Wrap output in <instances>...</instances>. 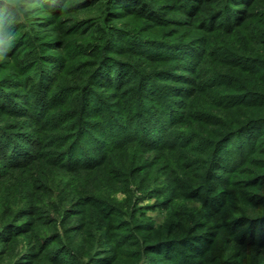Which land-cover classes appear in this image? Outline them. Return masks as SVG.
Segmentation results:
<instances>
[{
    "label": "trees",
    "instance_id": "1",
    "mask_svg": "<svg viewBox=\"0 0 264 264\" xmlns=\"http://www.w3.org/2000/svg\"><path fill=\"white\" fill-rule=\"evenodd\" d=\"M108 4L128 14L141 11L154 24L164 19L163 11L146 2L142 9V2ZM175 4L178 17L171 22L186 24L202 37L171 40L115 26L104 29L85 20L73 23L70 34L60 22L63 1L50 0L45 5L58 18H41L38 29L45 36L36 40L31 34L26 38L27 31L17 34L21 13L0 0V42L14 43L9 50H16L29 70L21 91L0 86V106L11 116L31 120L26 127L14 122V128H27L16 132L0 125V178L12 172L24 176L19 195L0 197V248L6 247L7 254L19 239L25 240L10 264H38L43 256L50 257V264H150L155 252L179 244L189 250L181 257L183 264H203L201 256L215 242L239 258L228 264H238L246 248L264 249V157H252L264 135V85L245 86L235 73L255 68L264 77V58L228 43L252 29L249 36L264 47V26L253 25L264 20V0ZM105 30L102 42L89 41ZM75 34L88 41H71ZM11 37L15 41L9 44ZM122 40L129 43L126 48L119 45ZM67 46H74L73 54ZM42 48L48 51L39 54ZM122 49L156 65L122 59ZM79 52L91 58L92 68L81 83L71 85L60 76ZM40 59L45 65L36 68L33 62ZM61 105L67 107L57 111ZM135 146L141 155L132 152ZM121 151L127 152L130 165L139 166L129 176L124 163H114ZM163 151L172 155L163 156ZM248 162H255L256 170L244 171ZM153 164L179 168L172 169L168 183L161 178L148 188L136 186L129 208L79 186L70 187L57 203L46 204L38 196L54 191L51 179L36 177V168L43 166L67 173V185L73 175L102 173L112 182L111 190L129 192L138 184V174ZM152 198L155 202L142 205ZM182 202H199L200 208L192 214L178 208ZM139 207L166 211L164 221L139 213ZM44 222L51 232L41 229ZM232 249L238 251L233 255Z\"/></svg>",
    "mask_w": 264,
    "mask_h": 264
},
{
    "label": "rangeland",
    "instance_id": "2",
    "mask_svg": "<svg viewBox=\"0 0 264 264\" xmlns=\"http://www.w3.org/2000/svg\"><path fill=\"white\" fill-rule=\"evenodd\" d=\"M9 1V6L13 9H18L21 13L20 15V21L16 20L17 25L19 27L17 34L18 35H24L26 34L25 31L28 32L26 34V38H30V34L34 35L33 37H36V40L38 38L43 37V33L38 29V21L42 18L48 17L50 19L56 20L58 18L55 13L50 10L49 7H46L45 4L50 3V0H17V2H13V0H6ZM63 1V8H62V18L60 19L61 23L67 27V31L72 34L70 31L73 30V23L76 21H87L91 23H99L101 24L104 29L108 26H115L116 29H122L126 28L129 32L133 34H142V35H149V36H162L167 37L171 40H179V39H194L195 37H202V33L193 30V28H184L186 24H182L180 26L179 24H173L172 18L178 17L177 12L175 10V0H128L133 1L135 3L142 2L143 4L139 6L138 9H142L145 5V2L149 5L157 7L159 10L163 11L164 14H162L164 17L162 22L154 24L153 20L151 21L150 17L148 15H145L143 12L138 11V13H126L124 11H119L121 8L115 6L114 4H108L110 0H62ZM2 7L3 5H0V12L2 13ZM9 10V9H8ZM6 12V11H4ZM57 16V17H56ZM161 17V16H159ZM166 20V21H165ZM183 21V20H182ZM10 23H13L12 20L9 21ZM31 25H36V27H33ZM254 27H263L264 26V20L262 22H256L253 24ZM183 27V28H180ZM251 33H252V29ZM250 30H244L241 35L238 38H232L230 39L228 43L230 44H238V46L242 49H245L246 51H252L254 54H259L260 57L264 58V47H260L256 45L255 41L252 37L249 36ZM105 33V34H103ZM103 33H95V37L89 39L91 42H102L104 37H106L107 31ZM107 34V35H106ZM36 35V36H35ZM69 36V39L71 41H81L86 39H83L84 37L75 34ZM104 35V36H103ZM74 36V37H73ZM217 35L213 34V37H216ZM249 36V37H248ZM47 37V36H46ZM45 39V37H44ZM9 41V44L13 43L15 41V37H11L7 39ZM14 44V43H13ZM12 44V45H13ZM128 42L125 40H122L119 45H122V48H126L128 46ZM12 45H4L3 42H0V86H10V90H16L21 91L19 84H22V81L24 77H26L29 73L28 68L24 67L27 61H23L21 55L16 50H9L12 49ZM74 46H67L66 50L68 53L73 54V51L75 50L73 48ZM43 49V48H42ZM6 50V51H4ZM41 50V49H40ZM118 56L122 59L126 60H138L139 63L144 65H147L148 67H152L156 65L155 63L144 59H140L139 56H136L137 54H134L133 51H127L126 49H122ZM48 51V50H45ZM44 49L41 51H38L39 54L42 52H45ZM11 52V53H10ZM58 52L57 50H54L53 53ZM59 53V52H58ZM139 57V58H138ZM91 58H89L88 55L79 52L76 56H74L73 60L69 63L66 70L61 73L60 77H63V80L67 82L68 84L75 85L78 83H81L83 80V77L86 76L87 70L92 68V64L90 62ZM43 60L40 59L38 62L36 60L35 67L40 65V68L44 64L42 62ZM212 62L213 60L210 59ZM43 63V64H42ZM45 65V64H44ZM215 65V64H212ZM254 70H250L247 72H240L239 70L235 71L237 77L240 79L239 83H244L245 86H251L254 88H259L264 85V77L261 75V73L258 72L257 69L253 68ZM8 83V84H6ZM1 97V96H0ZM209 101L207 97H205V102ZM76 103V102H75ZM74 103V107L77 106V104ZM64 105H61V107L57 108V111L64 110L67 106L63 107ZM64 108V109H63ZM237 115V114H236ZM22 122V125L26 127L30 123V118H23V117H15L7 114L3 111V107L0 106V125H6L10 127L13 131H21L23 129L22 127L14 128V122ZM27 121V122H26ZM254 129V128H253ZM263 138L259 142L258 150L253 153L252 157L259 158L264 157V151H261L264 148V135ZM232 142L229 143L228 149L231 148ZM136 148L132 149V152H137V155H141L140 146H135ZM137 149V150H136ZM230 151V150H228ZM131 152V153H132ZM127 152L121 151L118 152L115 155V164L122 165L124 163L123 168L126 169V173L129 176V174L133 173L131 171V168L133 170L139 168L138 163L135 165H130L128 163V155ZM163 156L170 157L172 155V152L169 151H163ZM127 161H126V160ZM124 160V162H123ZM127 162V163H126ZM255 162H248L243 166L244 171L248 170H256L254 168ZM179 168V167H178ZM177 165L174 164L172 168H169V170H166L164 168H159L156 164H153L149 166L148 168L143 169L141 173L138 174V184L133 185L131 187V190L129 192H125L122 190L114 191L111 190L112 182L107 181L105 177H103V174L98 173H92L87 176H82L80 174L73 175L70 178V183L67 185L66 178H63V176H66L67 173H62L59 171H51L50 168L47 166L40 167V169L36 170L39 172L36 174V177H43L44 179L49 178L52 181V186H54V191L52 194H48L45 192H38L39 190H36L35 187L33 188L36 192L39 193V197L41 198L40 201H44L46 204L50 203H57L59 197H63L65 192H68L70 187L79 186L77 189L86 188L89 191L93 190L97 194H101L105 196L106 198L113 200L114 202L120 203L123 207L129 208L133 201V194L137 193L135 191V188H141L151 186L154 182L159 183V179H163L166 183H168V179H170L173 175L172 169H178ZM46 171L47 174L42 175L40 171ZM180 172H183L180 170ZM20 172H12L11 174H8L6 177L0 178V197L2 199H12L16 195H19L21 193V186L24 182V176H20ZM37 173V172H36ZM23 175V174H22ZM126 175V176H127ZM238 175V174H237ZM240 175V174H239ZM236 176V177H239ZM250 174L245 175L241 177H249ZM85 178L91 179L89 183L87 182ZM135 177V176H134ZM30 178V177H29ZM157 181V182H156ZM39 184V182H36ZM151 185H150V184ZM154 183V184H155ZM74 184V185H73ZM129 184V183H128ZM127 184V185H128ZM147 184V185H146ZM73 185V186H72ZM123 189V188H121ZM60 192V193H57ZM139 193L143 194L144 190L138 191ZM132 197V198H131ZM65 201V199H64ZM183 201V200H180ZM155 202V198L149 199L146 202H143L142 205H149ZM138 208L139 213H143L146 211L148 217L151 216L152 218H156L158 222L164 221V212H161L160 209H143ZM178 208L185 211L187 210L189 213H194L198 208H200V203L195 202H182L178 204ZM177 208V209H178ZM138 213V216H140ZM141 221H144V218H141ZM214 228V227H212ZM41 229H44L45 231H49V224H44L41 226ZM50 230L49 232H51ZM28 237V236H27ZM20 242L14 244L10 247L9 253L6 254V247L1 249L0 248V264H10L9 259L14 256L13 260L15 258L19 257L21 252L24 249L25 243L23 238L19 239ZM190 243V242H188ZM177 245H170L168 248H164L162 251H158L154 253L155 259L152 260L150 264H183L182 256L186 255L184 253H188V248L186 247V244H179ZM225 244L220 243H214L212 245V250L209 251L207 254L205 252V256H201V258L205 259V262L203 264H228V261L234 260L236 261L239 258H232V255H228L227 248L224 250ZM231 245V243L229 244ZM5 249V250H4ZM237 252V249H232V253L234 255L235 251ZM2 251H5L4 253ZM81 251V250H80ZM234 251V252H233ZM83 252V251H82ZM215 255H219V259L216 258ZM48 256V255H46ZM176 257V258H175ZM50 257H45L41 259V261L38 264H50V261L48 260ZM181 259V260H180ZM247 261V262H245ZM264 264V249H260L256 246L246 248L245 250V256L240 258V262L238 264Z\"/></svg>",
    "mask_w": 264,
    "mask_h": 264
},
{
    "label": "clouds",
    "instance_id": "3",
    "mask_svg": "<svg viewBox=\"0 0 264 264\" xmlns=\"http://www.w3.org/2000/svg\"><path fill=\"white\" fill-rule=\"evenodd\" d=\"M13 2L15 3V2H17V0H13Z\"/></svg>",
    "mask_w": 264,
    "mask_h": 264
}]
</instances>
